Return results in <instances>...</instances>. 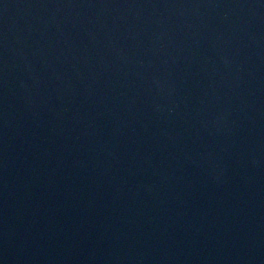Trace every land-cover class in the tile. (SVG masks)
<instances>
[{
	"label": "water",
	"instance_id": "obj_1",
	"mask_svg": "<svg viewBox=\"0 0 264 264\" xmlns=\"http://www.w3.org/2000/svg\"><path fill=\"white\" fill-rule=\"evenodd\" d=\"M0 264H264V0H0Z\"/></svg>",
	"mask_w": 264,
	"mask_h": 264
}]
</instances>
